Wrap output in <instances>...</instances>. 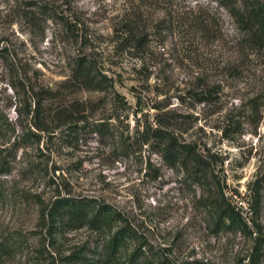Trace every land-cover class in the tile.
Listing matches in <instances>:
<instances>
[{
	"label": "rangeland",
	"instance_id": "1",
	"mask_svg": "<svg viewBox=\"0 0 264 264\" xmlns=\"http://www.w3.org/2000/svg\"><path fill=\"white\" fill-rule=\"evenodd\" d=\"M256 4L0 0V264H264ZM78 56L104 85L73 78ZM161 131L207 167L167 151ZM62 197L85 217H48Z\"/></svg>",
	"mask_w": 264,
	"mask_h": 264
},
{
	"label": "trees",
	"instance_id": "2",
	"mask_svg": "<svg viewBox=\"0 0 264 264\" xmlns=\"http://www.w3.org/2000/svg\"><path fill=\"white\" fill-rule=\"evenodd\" d=\"M254 6V5H253ZM250 6L249 8H246V12L248 14L253 15H264V8L258 7V4H256L254 7ZM79 57V56H78ZM76 57L73 61V69H72V76L74 79L78 80L79 83L88 84V82L93 83L94 85H104L106 82H104V75L103 74H97L96 72H92V76L90 77V80L86 78V75H84V70L88 72V70H94V64L91 61V58L82 56V57ZM96 71V69H95ZM99 76V77H98ZM112 86V84H111ZM115 95L117 93L115 92ZM156 136L161 137L165 143V149L169 151L170 153H175L178 155H187L192 160L194 165H196L197 168H206L207 162L205 160V156L196 149V147L192 146L189 142L180 141L177 142L170 132L161 131V134H156ZM256 193V192H255ZM256 195V194H255ZM258 203V197L257 195L254 196V206H257ZM227 207H229V204H226ZM88 205L85 202L74 200V198L71 197H62L59 199L53 200L51 203L50 209L47 212L48 217L51 218L52 214H59L63 215L64 217L67 215H70L69 217H73L75 215H79L81 217L82 215L85 217L86 214L83 212V208H87ZM95 213L93 216L89 219L90 223L93 224H101L100 222L102 219H106V216L108 214V210L103 205H98L96 207ZM231 209V213L234 215H237L236 212H233V209L239 208V206H231L229 207ZM54 212V213H53ZM69 220V219H67ZM125 233L123 232V229H119L113 232V234L109 237L108 244L112 250H115L120 243L123 241ZM264 237V234L261 235Z\"/></svg>",
	"mask_w": 264,
	"mask_h": 264
}]
</instances>
